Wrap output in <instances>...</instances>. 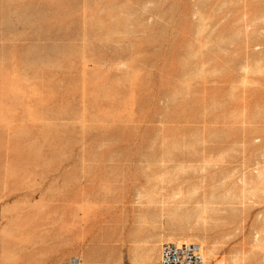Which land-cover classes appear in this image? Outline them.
<instances>
[{
    "label": "rangeland",
    "instance_id": "1",
    "mask_svg": "<svg viewBox=\"0 0 264 264\" xmlns=\"http://www.w3.org/2000/svg\"><path fill=\"white\" fill-rule=\"evenodd\" d=\"M167 240L264 264V0H0V264Z\"/></svg>",
    "mask_w": 264,
    "mask_h": 264
},
{
    "label": "built area",
    "instance_id": "2",
    "mask_svg": "<svg viewBox=\"0 0 264 264\" xmlns=\"http://www.w3.org/2000/svg\"><path fill=\"white\" fill-rule=\"evenodd\" d=\"M159 264H204L202 248L194 242L165 241L160 246Z\"/></svg>",
    "mask_w": 264,
    "mask_h": 264
},
{
    "label": "bare ground",
    "instance_id": "3",
    "mask_svg": "<svg viewBox=\"0 0 264 264\" xmlns=\"http://www.w3.org/2000/svg\"><path fill=\"white\" fill-rule=\"evenodd\" d=\"M168 241V240H167ZM173 242H176V241H173ZM181 242H185V241H181ZM163 243V242H162ZM161 243V244H162ZM194 243H196V242H194ZM161 246V245H160ZM201 246V245H200ZM202 248V247H201ZM202 255H203V250H202ZM207 255V254H206ZM159 261H160V259H159ZM203 261H204V264H205V259H204V256H203ZM72 264H82L80 261H78V259H76V258H74V259H72Z\"/></svg>",
    "mask_w": 264,
    "mask_h": 264
},
{
    "label": "crops",
    "instance_id": "4",
    "mask_svg": "<svg viewBox=\"0 0 264 264\" xmlns=\"http://www.w3.org/2000/svg\"><path fill=\"white\" fill-rule=\"evenodd\" d=\"M159 253H160V251H159Z\"/></svg>",
    "mask_w": 264,
    "mask_h": 264
}]
</instances>
